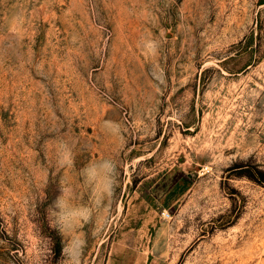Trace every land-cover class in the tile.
<instances>
[{
    "label": "rangeland",
    "instance_id": "1",
    "mask_svg": "<svg viewBox=\"0 0 264 264\" xmlns=\"http://www.w3.org/2000/svg\"><path fill=\"white\" fill-rule=\"evenodd\" d=\"M103 157L81 264H264V0H0V264H57L46 208Z\"/></svg>",
    "mask_w": 264,
    "mask_h": 264
},
{
    "label": "clouds",
    "instance_id": "2",
    "mask_svg": "<svg viewBox=\"0 0 264 264\" xmlns=\"http://www.w3.org/2000/svg\"><path fill=\"white\" fill-rule=\"evenodd\" d=\"M105 128L114 135L120 134V127L114 122L105 121ZM54 153L57 169L73 165L74 147L70 139L57 137ZM80 174L90 190V202L74 203L72 186L61 181L58 195L46 208L50 228L61 237V259L57 264H81L86 239L80 229L90 223L95 225L96 232L104 227L108 220V202L118 186L117 163L112 157L90 162L81 169Z\"/></svg>",
    "mask_w": 264,
    "mask_h": 264
},
{
    "label": "trees",
    "instance_id": "3",
    "mask_svg": "<svg viewBox=\"0 0 264 264\" xmlns=\"http://www.w3.org/2000/svg\"><path fill=\"white\" fill-rule=\"evenodd\" d=\"M259 174L261 175V178H253V179H256L257 181H264V171H260ZM247 177H255V176H247ZM53 240V244H54V250L57 252H61V237L56 233L54 232V237L52 238Z\"/></svg>",
    "mask_w": 264,
    "mask_h": 264
}]
</instances>
